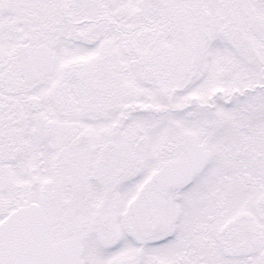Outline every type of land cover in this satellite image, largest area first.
<instances>
[{"label": "snow or ice", "instance_id": "6c2138e0", "mask_svg": "<svg viewBox=\"0 0 264 264\" xmlns=\"http://www.w3.org/2000/svg\"><path fill=\"white\" fill-rule=\"evenodd\" d=\"M0 264H264V0H0Z\"/></svg>", "mask_w": 264, "mask_h": 264}]
</instances>
